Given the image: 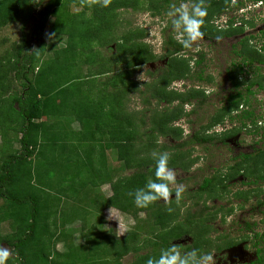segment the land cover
Listing matches in <instances>:
<instances>
[{
    "label": "trees",
    "instance_id": "trees-1",
    "mask_svg": "<svg viewBox=\"0 0 264 264\" xmlns=\"http://www.w3.org/2000/svg\"><path fill=\"white\" fill-rule=\"evenodd\" d=\"M141 1L111 0L107 8L98 5L89 8L84 0H0V26L13 21L30 24L28 34L0 54V85L1 81L10 84L9 73L18 85L15 96L9 101L0 100V132L4 138L6 132H13V137L2 139L0 144V245L17 254L9 264H123V257L129 254L133 259L127 264H146L149 258H158L162 248L172 245L182 255L192 249L199 253L210 251L207 248L211 240L210 221L224 208L213 210L203 204L195 211L187 207L181 211V204L174 200L137 208L129 195L144 187L149 179H155L153 152L169 151V167L188 169L189 165L180 160L184 157L182 148L213 140L211 136L200 135V131L184 139L182 128L173 126L184 115L182 105L195 95L192 89L182 93L168 90L167 86L186 75L201 82L202 71L195 69L202 64L203 55L195 60L191 71L188 58L173 56L184 48L171 37L166 39L165 45L168 47L166 55L173 57L167 60L157 80L146 84L148 92L153 89L150 97L156 99L157 105L165 103L166 106L149 119L143 111L138 118L128 112L124 98L136 84L128 80L127 68L148 63L153 54L146 44L136 41L134 32H124L119 37L110 32L119 8H136L134 5ZM230 1L205 0L208 9L202 28L205 34L241 36L246 23L253 26V19L244 16L238 26L233 25L232 19L225 29L211 25L210 19L228 8ZM71 4L82 9L71 12ZM239 4L233 5L238 8ZM171 5L172 0H148L141 9L160 14ZM90 9L92 13L88 16L86 11ZM51 18L50 29L45 33ZM50 36L65 40L62 45L54 46L45 41ZM259 37L264 42V27ZM250 39L254 37L242 36L238 47L233 46L236 62L226 73L233 91L230 89L225 103L210 120L209 127L223 123L226 117L239 121L238 128L225 130L224 138L247 127V121L258 123L248 108L232 115L240 106H248L253 87L264 88V74L261 78H257L258 74L256 79L246 80L245 75L253 65L264 64V46H254ZM111 43L114 50L104 53ZM47 48H52L49 56ZM120 65L124 70L116 74ZM122 78L121 85L116 86ZM205 79L210 82L211 77ZM243 87L245 92H242ZM202 92L200 96L205 100ZM174 101L178 105H173ZM12 114L17 120L12 119L10 125ZM73 122L77 123V128L71 126ZM207 127L203 126V130ZM257 133L254 130V134ZM156 136L169 138L175 144L156 148L153 146ZM13 142L19 144L15 149ZM262 143L252 152L237 156L226 171L202 178L188 197L195 199L196 204L203 196L208 199L225 196L229 181L238 174L251 184L264 182V140ZM109 155L119 165L110 163ZM120 167L128 173L120 174ZM104 185L111 190L109 196H104L100 190ZM254 189L237 195L241 200H249ZM256 190L258 196L261 187ZM257 203L264 204L260 200ZM104 206L130 215L135 229L122 237H117L113 231L99 230L102 217L90 220ZM225 210L229 214L232 208ZM77 220L82 244L70 242L73 234L66 228ZM141 221L148 226L143 235L136 229ZM4 222L8 227L6 232L1 229ZM247 226L248 230L252 228L251 224ZM254 236L260 243L257 258L250 264H264V230ZM185 238L190 242L175 243ZM223 241L213 243V247L219 250L232 244V240ZM59 243L65 245V250L57 249Z\"/></svg>",
    "mask_w": 264,
    "mask_h": 264
},
{
    "label": "rangeland",
    "instance_id": "rangeland-1",
    "mask_svg": "<svg viewBox=\"0 0 264 264\" xmlns=\"http://www.w3.org/2000/svg\"><path fill=\"white\" fill-rule=\"evenodd\" d=\"M148 0H143L139 5H134L135 7H122L117 11V19L112 30L111 35L114 37H119L124 32H134L135 38L138 43L143 42L148 46V50L153 54V59L148 63H144L140 66L134 68H127L126 73L129 75L128 80H133L136 86H133L129 89L125 101L128 103V112L134 114L136 118L141 117L142 111L146 115L147 119L154 114L163 109L165 103H158L156 99L150 97V93H153V89L147 91L148 86L154 80L162 74V70L166 66L167 60L171 57H187L189 59L190 70H194L193 63L195 60L199 59L203 55L202 64L195 69L196 71H202L203 80L200 82L195 77V80H191L187 75L180 78L179 80L171 81L167 88L168 90H177L182 93H187L189 90H193L195 95L188 103L182 105V113L177 121L173 123V126H178L182 128L184 139H188L190 134L196 131H200L202 136H211L213 138L212 142L204 144H190L185 148H182L184 152V157L180 160L185 164L189 165L188 169H183L181 166L170 167L173 168L176 172L177 185H182L185 188L181 198L176 200L174 198V193L171 194L170 198L172 200L179 201L181 204V211L187 207L191 211L199 209L203 204L208 205L211 209L224 208L221 211H218L216 218L210 221L211 228L209 229V234L211 240L208 241V250L210 252H215L214 256L217 259V264H236L241 260H249L254 257L255 249L259 247V239L254 235L256 232H262L264 230V204L257 205V200H260L264 203V182H258L257 184L248 183V179L243 177L241 174H238L237 177L229 181V191L225 196L215 199H208L203 196V199L198 200V203H194L193 198L188 197L192 191L197 188L198 183L202 178L206 176H212L219 172L226 171L228 165L232 164L235 161V158L242 153H249L253 151V148L261 146L264 140V88H258L257 86L252 88L254 92L250 96V102L248 106H240L239 109L234 111L232 115L239 114L241 109L250 110L256 121L258 123L253 124L251 121L248 122V126L242 128L240 132H236L229 138H224L223 134L225 130L231 128H238L240 126L239 121L230 120L228 117L225 118L224 122L219 123L215 126L209 127L212 114L225 103V97L230 93L231 88L230 82L227 77V70L230 68L231 64L236 60L234 59L233 46L238 47V41L242 36L252 35L254 39H250V43L254 46L261 47L264 46V42L259 37L260 30L264 27V3H255L250 0H231L228 8H226L222 13L214 15L210 19L211 25L216 28H226V23L229 19H232L234 22L241 14L240 10L248 7V18L253 19V26L250 27L246 23L244 26V34L241 36H224L220 40L216 38L219 36L207 35L205 34L204 39L199 40L196 44L193 45L191 50L184 49L177 52L175 55H166L167 46L165 41L167 38H173L178 40L177 32L172 28L171 18L167 13L171 10L172 5L179 7L181 3H192L193 0L180 1L172 0V5L167 8L166 11H162L160 14H155L152 10H142L141 7L147 4ZM240 2L239 7H235L233 4ZM264 2V0H263ZM71 12H79L82 7L71 4L69 6ZM92 13V9L86 11L87 15ZM245 19L247 16H244ZM236 18V19H235ZM52 18L49 19L45 27V33L50 29V24ZM235 26H238V22L234 23ZM30 24L23 25L22 21H13L9 22L4 26H0V54H3L12 45L20 41L21 37L26 33L28 34ZM229 30V29H227ZM138 35L136 37V34ZM108 35V33L106 34ZM48 44L62 45L64 42V37L58 38V36H50L45 38ZM163 40V48H160V41ZM199 48V51L196 49ZM49 56L52 48H47ZM114 50V44H110L105 50L104 53ZM264 54V51H262ZM186 58V59H187ZM123 65L118 67L116 74H122L121 69L124 70ZM250 69V73L245 75L246 80H254L261 78L264 74V64H255ZM248 71V70H247ZM193 74V72H192ZM210 76V82L206 81V77ZM241 76H244L242 74ZM10 84H6L1 81L0 85V100L6 101L12 98L16 90H18V85L12 79V73L8 74ZM124 79H120L116 86L121 85V82ZM264 82V81H263ZM14 85V87L11 86ZM196 91V92H194ZM204 91L205 100L200 96ZM246 89L243 87L242 92H245ZM199 93V94H198ZM121 96V95H120ZM148 101L146 103L145 101ZM1 103V102H0ZM178 105L177 101L173 102V105ZM172 106V105H171ZM124 108V107H122ZM10 118V125L13 120H17V116L12 114ZM7 121H9L7 119ZM73 128H77V123L73 122L71 124ZM203 126H208L204 128ZM205 129H207L205 131ZM11 130V129H10ZM254 130L258 131L257 134H254ZM188 133L185 135V133ZM228 132V131H227ZM0 132V144L2 139H7L8 137H13V132H6V138ZM156 144L153 146L159 148L162 145L175 144L169 138H162V136L155 137ZM19 144L13 142V148H17ZM152 146V147H153ZM170 154L171 152L168 151ZM110 163L114 165H119L117 161L110 156ZM127 174L128 172L123 169L119 170V173ZM170 187L175 188L176 185H171ZM257 187H261V190L257 195ZM255 188V189H254ZM249 189H254L253 193L249 200H241V196L237 194H246ZM101 192L104 196H109L111 190L108 185H104L101 189ZM190 193V194H189ZM190 198V199H189ZM163 202V201H162ZM165 203V202H163ZM193 204V205H192ZM183 206V207H182ZM183 208V209H182ZM226 208H232V211L227 214ZM97 217H91L94 221L99 216L102 217L100 222L99 230L109 232L113 231L117 237H122L126 233L134 228V219L122 211H119L116 208L104 206L102 210H97ZM140 218H143V214H139ZM248 224H251V227L248 230ZM80 222L74 221V223L69 224L66 228L72 232L73 237L71 238L75 244H82L83 237L79 230ZM148 226L142 221L138 224L136 229L140 231V234L143 235L146 232ZM3 232L8 230L7 223L4 222L1 225ZM224 240V241H223ZM226 240H232L231 243L235 244L227 250H217L213 247V243H219L221 241L225 242ZM189 238L182 239L181 241L175 242L180 245H185L189 243ZM58 250H65L64 244H57ZM133 259L131 254L123 257V264H127ZM239 261V262H238Z\"/></svg>",
    "mask_w": 264,
    "mask_h": 264
},
{
    "label": "clouds",
    "instance_id": "clouds-1",
    "mask_svg": "<svg viewBox=\"0 0 264 264\" xmlns=\"http://www.w3.org/2000/svg\"><path fill=\"white\" fill-rule=\"evenodd\" d=\"M110 3L111 0H84V4L89 8L97 5L101 8H107ZM256 3L262 5L264 2L259 1ZM248 11H251L248 10V7L241 9V14L238 18L246 15V19H248ZM167 15L171 18L172 28L178 34L177 42L184 49L191 50L197 41L204 39L205 32L202 31V28L205 25L204 18L208 15L205 0H193L190 4L181 3L179 7L172 5ZM236 22L239 25L241 24L240 19H236L235 22L233 21V23ZM233 25L235 26V24ZM216 39L220 40L221 37H217ZM160 48L162 50L163 40L160 41ZM196 51H199V48ZM182 58L186 59L187 57ZM187 134L186 132L185 135ZM152 158L155 161V179H149L144 187L129 193L137 208H147L157 201L170 203L173 199L170 196L173 193L174 198L179 200L185 191L184 186L177 185L176 172L173 168L169 167L170 154L168 152H153ZM171 185H176V187L172 188L170 187ZM214 253V251L210 253H199L197 249H192L190 252L182 255L181 251L172 245L167 248H162L159 257L149 258L146 264H217ZM16 258L17 254L9 247L0 245V264H9L10 259Z\"/></svg>",
    "mask_w": 264,
    "mask_h": 264
},
{
    "label": "flooded vegetation",
    "instance_id": "flooded-vegetation-1",
    "mask_svg": "<svg viewBox=\"0 0 264 264\" xmlns=\"http://www.w3.org/2000/svg\"><path fill=\"white\" fill-rule=\"evenodd\" d=\"M233 245H235V244H231V245H229V246H227V247H224V248H221V249H219V250H227L228 248H230V247H232ZM257 250H258V248L257 249H255V252H254V257L252 258V259H245V260H241L240 262H239V264H250L251 262H253V260H255L256 258H257V255H256V253H258L257 252ZM236 264H238V263H236Z\"/></svg>",
    "mask_w": 264,
    "mask_h": 264
}]
</instances>
